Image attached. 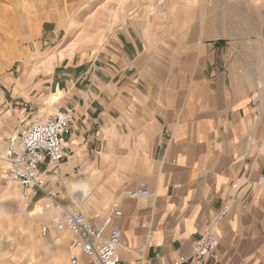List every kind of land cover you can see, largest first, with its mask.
<instances>
[{"label":"crops","instance_id":"0c3cea01","mask_svg":"<svg viewBox=\"0 0 264 264\" xmlns=\"http://www.w3.org/2000/svg\"><path fill=\"white\" fill-rule=\"evenodd\" d=\"M174 10L154 22L108 8L84 50L38 60L14 95L24 108L0 101V149L31 104L71 112L69 152L41 164L43 191L23 198L0 164V264H70L73 236L52 219L71 212L111 218L122 264H172L210 229L213 264H264V0H186L181 22Z\"/></svg>","mask_w":264,"mask_h":264},{"label":"rangeland","instance_id":"374dc122","mask_svg":"<svg viewBox=\"0 0 264 264\" xmlns=\"http://www.w3.org/2000/svg\"><path fill=\"white\" fill-rule=\"evenodd\" d=\"M193 2L197 5V0ZM167 6L175 9L170 14L174 22H181L180 9L186 6V0H0V101L24 108L23 100L14 95L18 90L19 95H25L24 82L31 71H38V60L58 52L65 44H71L72 50H84L108 8L129 11L117 15L124 16L123 20H130L136 11L155 22L156 17H164L157 14L158 9ZM40 80L39 74L32 82L34 88ZM31 105L29 117L24 115L25 120L16 129L45 116ZM2 152L0 149V158Z\"/></svg>","mask_w":264,"mask_h":264},{"label":"built area","instance_id":"2783aa9c","mask_svg":"<svg viewBox=\"0 0 264 264\" xmlns=\"http://www.w3.org/2000/svg\"><path fill=\"white\" fill-rule=\"evenodd\" d=\"M70 124L71 112L65 110L42 115L38 120L19 128L17 134L6 142L0 158L4 165V183L18 185L23 198H29L33 190L43 191L45 181L39 168L45 161L58 165L66 159L69 148L65 143V135ZM163 137L170 140L168 131L163 132ZM259 184H264V180ZM148 195L149 192L144 188L128 192L130 199ZM113 214L118 217L121 215L119 203L113 204ZM110 223L111 218L108 217L99 226H93L79 212L68 213L63 220L57 217L52 219L57 232L68 231L73 236L70 264H77V253L85 257L87 264H122L119 256L120 232L111 229ZM46 233L47 227H43L42 236ZM218 244V238L211 229L204 231L192 242L189 253L179 255L172 264H213ZM151 245V241H148L146 247Z\"/></svg>","mask_w":264,"mask_h":264}]
</instances>
